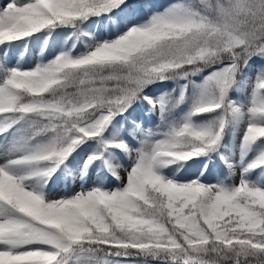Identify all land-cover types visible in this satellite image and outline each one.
<instances>
[{
    "label": "snow or ice",
    "instance_id": "1",
    "mask_svg": "<svg viewBox=\"0 0 264 264\" xmlns=\"http://www.w3.org/2000/svg\"><path fill=\"white\" fill-rule=\"evenodd\" d=\"M0 264H264V0L0 6Z\"/></svg>",
    "mask_w": 264,
    "mask_h": 264
},
{
    "label": "rangeland",
    "instance_id": "2",
    "mask_svg": "<svg viewBox=\"0 0 264 264\" xmlns=\"http://www.w3.org/2000/svg\"><path fill=\"white\" fill-rule=\"evenodd\" d=\"M8 2V0H0V6H3L4 4H6ZM174 2V0H167L163 3V5H167L169 3ZM38 52L39 49L38 47H31L29 50V54H28V60L27 61H23V64L25 67H30L32 66L35 62L36 59L38 57ZM136 115H140V111H136L135 112ZM143 121H144V125L148 126L149 125V121H150V117L147 115L143 116ZM123 175V173H122Z\"/></svg>",
    "mask_w": 264,
    "mask_h": 264
},
{
    "label": "trees",
    "instance_id": "3",
    "mask_svg": "<svg viewBox=\"0 0 264 264\" xmlns=\"http://www.w3.org/2000/svg\"><path fill=\"white\" fill-rule=\"evenodd\" d=\"M165 1H167V0H156V2L157 3H160V4H163ZM25 60H28V56L26 55L25 57H24V61ZM254 63H256V62H254ZM233 95H236L235 93L233 94ZM134 108H136V106H134ZM139 109L138 108H136V111H138ZM131 111V110H130ZM157 123V120H156V118L155 117H150V121H149V127H155V124ZM128 127H130V125H128Z\"/></svg>",
    "mask_w": 264,
    "mask_h": 264
}]
</instances>
